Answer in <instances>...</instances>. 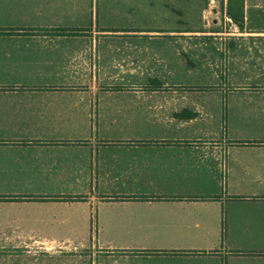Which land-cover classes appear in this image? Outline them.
Listing matches in <instances>:
<instances>
[{"label":"crops","instance_id":"obj_1","mask_svg":"<svg viewBox=\"0 0 264 264\" xmlns=\"http://www.w3.org/2000/svg\"><path fill=\"white\" fill-rule=\"evenodd\" d=\"M228 1L0 0V246L89 249L5 264H264V28H185Z\"/></svg>","mask_w":264,"mask_h":264},{"label":"rangeland","instance_id":"obj_2","mask_svg":"<svg viewBox=\"0 0 264 264\" xmlns=\"http://www.w3.org/2000/svg\"><path fill=\"white\" fill-rule=\"evenodd\" d=\"M251 6L245 4V0H229L227 5H220L214 7L209 16L202 15V21H186V29H209V30H239V29H253L264 28V0H255L254 10H250ZM192 10V11H191ZM198 7L190 9L193 13V18L197 16ZM196 15V16H195ZM216 21V22H215ZM241 77L240 72L238 73ZM1 217V215H0ZM5 226V225H0ZM88 247H72V246H0V264H5L6 254H18L41 256L43 260L48 259L49 256H57L58 259L65 256H74L88 254ZM21 264H34L33 261H26ZM36 264L38 262L36 261ZM42 264H49L48 261H43ZM57 264H65V262L58 261ZM72 264H88L81 261L73 262Z\"/></svg>","mask_w":264,"mask_h":264},{"label":"trees","instance_id":"obj_3","mask_svg":"<svg viewBox=\"0 0 264 264\" xmlns=\"http://www.w3.org/2000/svg\"><path fill=\"white\" fill-rule=\"evenodd\" d=\"M15 197H13V196H5V197H0V200H13ZM17 198H21L20 196L19 197H17ZM31 198H36L35 196H32ZM37 199V198H36Z\"/></svg>","mask_w":264,"mask_h":264}]
</instances>
